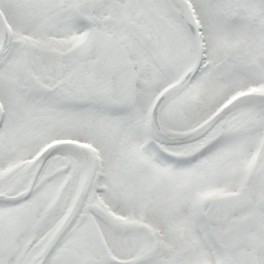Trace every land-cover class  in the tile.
Returning a JSON list of instances; mask_svg holds the SVG:
<instances>
[{"label": "snow or ice", "instance_id": "6c2138e0", "mask_svg": "<svg viewBox=\"0 0 264 264\" xmlns=\"http://www.w3.org/2000/svg\"><path fill=\"white\" fill-rule=\"evenodd\" d=\"M0 264H264V0H0Z\"/></svg>", "mask_w": 264, "mask_h": 264}]
</instances>
